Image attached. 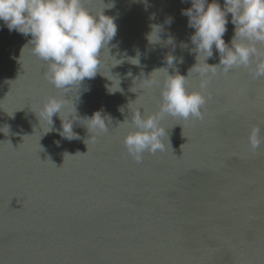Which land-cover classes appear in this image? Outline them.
<instances>
[{"label": "water", "instance_id": "obj_1", "mask_svg": "<svg viewBox=\"0 0 264 264\" xmlns=\"http://www.w3.org/2000/svg\"><path fill=\"white\" fill-rule=\"evenodd\" d=\"M85 6L93 14L105 7L115 18L109 56L139 53L140 64L111 67L105 51L101 73L68 94L77 111L78 138L70 140L55 130L44 134L39 109L61 93L46 79L48 65L32 54L31 35L0 21V264H264V142L253 151L248 140L258 127L264 141V77L243 67L218 73L203 119L165 116L166 150L145 152L136 163L123 144L128 121L137 109L147 116L161 103L159 87L145 88L143 79H161L163 70L152 73L160 68L187 76L197 62L195 29L182 14L192 3ZM227 19L223 39L231 46L235 26L230 13ZM153 25L160 29L150 43ZM168 55L176 58L171 67ZM219 62L213 47L207 63ZM104 75L119 79L122 91L109 94L105 85L113 81ZM199 81L189 73L191 90ZM101 109L111 117L109 131L90 139L86 118ZM53 121L62 131L58 115Z\"/></svg>", "mask_w": 264, "mask_h": 264}, {"label": "clouds", "instance_id": "obj_2", "mask_svg": "<svg viewBox=\"0 0 264 264\" xmlns=\"http://www.w3.org/2000/svg\"><path fill=\"white\" fill-rule=\"evenodd\" d=\"M191 3L192 7L182 10V14L189 18L188 26L195 29L191 42L195 45L197 62L187 76L178 71L170 75L166 68H160L152 73L163 70L161 79H154L152 75L143 79V87H159L161 103L157 112L147 116L137 109L128 121L131 130L125 134L123 144L136 163L142 162L145 152L155 154L166 150L163 138L167 134L161 125L165 116L183 120L203 119L202 109L211 98L207 89L218 73L227 74L243 67L249 69L254 78L264 77V48L258 47L264 46V0H224L223 8L218 0H211L210 3L209 0H191ZM103 9L93 14L85 6V0H0V21L9 31L31 35L29 44L32 54L48 65L46 79L61 93L60 96H49L39 109V119L48 124V131L44 134L55 130L63 138H78L73 131L77 111L73 102L74 114L70 110L68 94L85 78L91 79L101 73L105 51L114 61L111 67L121 65L125 60L133 65L140 64L139 53L135 57H128L125 53L121 59L109 56L108 45L116 36L117 25L115 18L105 15ZM229 13L235 26L231 46L223 39ZM152 27L153 31L147 37L150 43L156 42L153 36L158 37L156 29H160L159 26ZM172 42L170 38L168 43ZM213 47L220 56L218 65L207 63L213 56ZM175 61L172 55L166 57L169 67ZM179 62H183L182 58ZM193 71L200 77L198 90L188 87L189 73ZM126 75L132 74L129 72ZM119 85L120 80L117 79L105 87L109 94H114L122 91ZM102 113L101 109L86 118L87 129L92 134L90 139L109 131L111 117ZM54 115L60 118L62 131L54 129ZM259 133L258 127H253L249 133V145L253 151L264 142Z\"/></svg>", "mask_w": 264, "mask_h": 264}, {"label": "snow or ice", "instance_id": "obj_3", "mask_svg": "<svg viewBox=\"0 0 264 264\" xmlns=\"http://www.w3.org/2000/svg\"><path fill=\"white\" fill-rule=\"evenodd\" d=\"M211 99H212V97L209 100H211Z\"/></svg>", "mask_w": 264, "mask_h": 264}]
</instances>
